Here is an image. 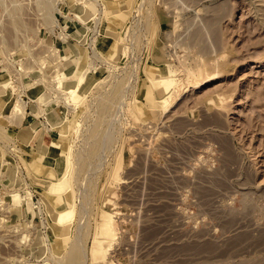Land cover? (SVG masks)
<instances>
[{
    "label": "rangeland",
    "instance_id": "1",
    "mask_svg": "<svg viewBox=\"0 0 264 264\" xmlns=\"http://www.w3.org/2000/svg\"><path fill=\"white\" fill-rule=\"evenodd\" d=\"M45 1L0 0V80L11 82L13 101L20 93L25 103L14 115L12 105L0 104V264L37 259L41 236L50 247L43 257L59 264L79 232L87 250L82 264H264V0H114L122 23L109 32L120 47L111 49L104 36L103 52L89 54L86 69L101 82L75 109L55 91L49 64L65 62L55 49L63 55L75 49L79 56L83 47L62 42L55 27L59 19L67 18L66 27L80 19V4L96 9L98 3L51 0L48 8ZM108 27L104 19V34ZM129 42L126 58L121 48ZM159 43L179 81L180 98L169 108L142 105L155 85L152 68L160 63L152 54ZM29 98L39 103L31 117L40 125L47 116L55 123L57 114L82 124L72 140L86 165L71 170L77 193L69 195L78 214L57 252L51 250L57 240L46 203L53 200L40 181L50 175L39 169L52 165L15 146L17 124L5 122H20ZM2 154L13 158L12 166H4ZM15 189L32 192L36 213L28 211L27 199L11 196ZM113 210L117 240L108 262L99 263L89 251L101 215Z\"/></svg>",
    "mask_w": 264,
    "mask_h": 264
},
{
    "label": "bare ground",
    "instance_id": "2",
    "mask_svg": "<svg viewBox=\"0 0 264 264\" xmlns=\"http://www.w3.org/2000/svg\"><path fill=\"white\" fill-rule=\"evenodd\" d=\"M98 1L99 0H95V2H97V3H98ZM45 2L44 3L47 4V7L49 6L48 8H50L51 5L54 4V3H51V0L50 1L47 0ZM52 2H53V0H52ZM114 2H115L114 0H109L110 9L105 10V8H103V10H101L102 12H104L103 18L109 23V27H108L109 29H108V32H105V33H107V34H105V36H110V38L106 39V41L111 43V49H113V50L118 49V47H120V46H118L119 40L116 36L113 35V33L111 34L109 32V30H111L112 32L118 31L119 27H120L119 24L122 23V22L121 23L119 22L118 13L115 10V8L113 7V5L115 4ZM16 5H17V3H16ZM14 6H15V4H14ZM16 8H17V6H16ZM78 9H79L78 17L84 23H89L92 20L93 21L95 20L94 23L100 22L101 17H100V19H96L99 15H98V13L95 15L96 9L91 5L90 2H88V3L84 2L83 4H80ZM15 10H17V9H14V12H15ZM50 17H51V15L47 17L48 18L47 21H49V23H50V21H52V20H49ZM14 22H16V21L14 20ZM19 23H20V21H19ZM129 35H130V31L127 33L126 38H128ZM131 44H132V41H131ZM131 44L129 42L127 45H123V48H121L123 57L127 58L129 56L131 49L133 47ZM164 47H165V44H164ZM164 47H163V44L159 43L156 46V49L153 51V54H152V56H154L155 62L160 63V64H158L160 66L157 68L154 67V69L152 68V72H153L156 80H155V85H152V86L150 85L148 90L145 93L144 100L142 101V105H144L145 107L169 108L176 101V99L180 98V96H179L180 93H178V94L176 93V91L179 90L178 89L179 88V81H176V79H173V77L171 75L172 66L170 64H167L168 57H167V52L164 51ZM55 50L57 53L56 59L65 60V62L62 63V65L60 64V62L54 63V64H53V62H50V64H49L50 65L49 69L54 70V72H55L54 78H53L54 89L56 92H58L59 97H61L64 102L69 103L71 105H74L73 107L75 109L76 107L83 105V103L86 100V97L88 95V92L96 84L101 82V78L93 76L92 73L91 74L88 73L89 70L86 69V65H87L88 60H89V54L85 50V48L82 49L83 51L79 56H77L75 49L73 50V55L71 53H69L70 55L69 54L63 55L62 53L59 54L58 48ZM100 51L103 52L102 50H100ZM109 52H111V50ZM110 63H112L113 66L119 65L117 62L110 61ZM72 64L75 65V68L69 69ZM46 66H45V68H46ZM164 66H168V67L164 68ZM162 67H163V69H162ZM64 70H67V72H65ZM95 70H96V68H95ZM200 82H201V80H200ZM203 83H201V84H203ZM10 86H11V82L4 80V79L0 80V98L6 97L7 105L9 107H11V105H12V108H11L12 114L11 115L22 113V112H24L25 103L23 102L22 98H19L17 101L16 100L13 101V99L9 97L10 96L9 95L10 94L9 93V87ZM39 86H36V88H35L36 89L35 91L37 92L38 96H39L40 91H41V88ZM155 88H156V90H155ZM220 90H222V89H220ZM175 93H176V96H175ZM31 95L33 97H38V96L33 95V91H31ZM64 95H66V96H64ZM111 101H109V102H111ZM139 101L140 100L138 98H135L134 103L139 102ZM107 104H108L107 101H103V103L101 105L103 108H106L108 106ZM59 115L60 114L53 116V120L55 121V123H53V121L50 120V118L47 116L48 122L49 123L52 122L55 125L54 128H57L58 134L56 135V137H55V139L51 145V148L47 154L38 153V155L43 156L42 159L44 162H48L52 165L50 168H48L47 166H50V165L41 163L42 166H40L39 169L46 170L47 172H49V175H50V177H49L50 179L42 178V179H40V181H42L43 183H46L47 184L46 187L50 188V192L48 193V195H50L52 197V200L54 201V202L51 201L50 198L47 197L46 203L48 204L47 206H50V208L48 207V209L51 211V212L49 211L50 212L49 214L52 216V218L54 219V222H55L53 225V228H54V234L56 236L57 244L54 243V246H53V248H51V250H54L56 252L59 250V245L64 244V241H65L64 239H66V237L69 236V233L71 231V224L74 222L76 215L78 214L77 213L78 212L77 200L75 202V200L73 198H71V196H69L70 192H72V194H73V191H74V193H77L76 189L74 187V183L71 179V175H72L71 170L73 169L75 164H77V165L80 164L81 167L82 166L84 167L86 165L85 155H84L85 153L76 151L75 150L76 140L75 139L72 140L73 134L77 135V137L80 135V133L82 131L81 122H77L75 124V120L71 119L68 115H64V116H59ZM34 127L36 129H38L40 127V123L36 122ZM95 130H97V129H95ZM91 131H94V130L91 129ZM94 133H96V132H94ZM103 134H105V132H103ZM107 134L108 133H106V135ZM85 137H87V136H85ZM108 139L113 141V138H111V139L108 138ZM98 147H101V146H98ZM92 152H96V148L95 149L93 148ZM87 157H89V156H87ZM5 159L6 158L2 154L1 160L2 161L4 160V162H5ZM10 160L7 161V159H6L4 166H6V165L8 167L12 166L11 164H13L14 160H13V158H10ZM87 160H88V158H87ZM76 161H77V163H76ZM32 165L34 166V169L37 168L36 163L32 164ZM50 169H52V170H50ZM79 169H80V167H79ZM11 196H13L18 202L24 201V198L27 199V202L29 205L28 211L36 213L35 201L33 200L32 192L30 190H28L27 194H23L19 190L15 189V190H13ZM20 205H21V203H19L18 209L21 210V206H23V204L21 206ZM115 214H116V212L114 210L113 211H106L105 213H103V215H101V220L98 223V228H97L98 230L96 231V235L94 237V242H93V245L90 249L91 251H89V252L92 254V259L99 262V263H107L108 262L106 260L108 253L113 248V245L116 243V240H117L118 227H117V224L115 222ZM79 234H81V233L79 232ZM78 235L76 236L77 239L74 238L75 241L72 239L73 242H72L71 247L69 248L68 253H70V254L67 256V259L65 260V258H64L65 261L61 260V262L59 264H82L81 255L86 256L87 250L85 248L86 245L83 246V244H82L83 242L81 243V241L83 240V238H81L82 235H81V237ZM49 248L50 247L48 245V242L46 241L45 238H43V236H41L38 258L31 260L29 264H51V262L49 261L48 258L43 257V256H45L44 254H46V251ZM62 258H63V256H62Z\"/></svg>",
    "mask_w": 264,
    "mask_h": 264
},
{
    "label": "crops",
    "instance_id": "3",
    "mask_svg": "<svg viewBox=\"0 0 264 264\" xmlns=\"http://www.w3.org/2000/svg\"><path fill=\"white\" fill-rule=\"evenodd\" d=\"M63 48L64 47H62V49ZM26 94L28 95V96L26 95L27 97H30L27 90H26ZM17 97L18 96H15L14 98L16 99ZM1 103H3V106H2L3 108L7 106L6 97L0 98V104ZM39 108H40L39 103L29 98L27 100V105H26L27 113L24 115V117H22V119H20V122L17 120L11 121L5 118V122L9 121V123L7 124L8 127L10 126L13 128V124H12L13 122L17 124L16 128L18 129V131L15 137L16 141L22 149H24L23 147H25V152L27 153V156L29 157H32L36 155L37 153L47 154L51 148V145L56 135L58 134L57 130L54 129L52 125L49 122H47V120H46V123L43 120V124L40 125L38 129H35L34 124H36V120H34L31 117V113L38 111ZM26 149H29L31 152H28L29 150H26Z\"/></svg>",
    "mask_w": 264,
    "mask_h": 264
},
{
    "label": "built area",
    "instance_id": "4",
    "mask_svg": "<svg viewBox=\"0 0 264 264\" xmlns=\"http://www.w3.org/2000/svg\"><path fill=\"white\" fill-rule=\"evenodd\" d=\"M81 1V0H78ZM105 2L104 0H99L98 4L96 5V13L95 15L98 13V17L96 19H100L99 24L97 25L98 27H96V25L94 24L95 20L89 22V23H84L82 20L78 19H72L69 21L68 26L66 27L65 25H63V22L67 19L65 18L64 20L62 19V21L59 22L60 24L58 26H56L55 28H57L59 37L61 38L60 40L64 43H68L72 46V43L77 44V45H82L83 48H85V50L88 52V54H93L95 52V50H102L100 48V41L104 40V36L105 34L102 32V24H103V15L104 12H102L101 10H103V8H105ZM61 16L63 17H67L64 13L61 12ZM58 18V17H57ZM126 36V34H125ZM130 37V35H129ZM129 40H132V37L129 38ZM71 46L68 45V47L71 48ZM65 49V47L62 49V51ZM103 51V50H102ZM101 61H99L98 63H100ZM36 84V83H35ZM18 95V93H17ZM19 96L22 97L24 99V95H20ZM41 118V117H39ZM15 146H18V143L16 141Z\"/></svg>",
    "mask_w": 264,
    "mask_h": 264
}]
</instances>
